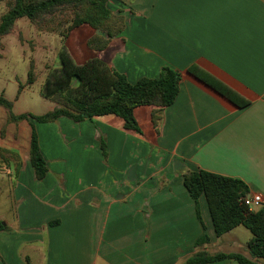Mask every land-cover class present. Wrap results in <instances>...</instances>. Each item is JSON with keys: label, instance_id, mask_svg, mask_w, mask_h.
Wrapping results in <instances>:
<instances>
[{"label": "crops", "instance_id": "crops-1", "mask_svg": "<svg viewBox=\"0 0 264 264\" xmlns=\"http://www.w3.org/2000/svg\"><path fill=\"white\" fill-rule=\"evenodd\" d=\"M108 6L124 17V29L101 51L87 41L104 32L88 24L72 29L64 44L74 61L100 57L131 82L169 66L181 73L179 93L157 123L153 105L137 107L139 130L115 115L34 122L48 165L42 179L29 158L32 125L21 121L25 146L20 139L11 149L23 164L10 177L11 206L0 204V264H181L200 250L252 258V233L239 225L218 236L205 195L199 219L184 173L241 179L264 200V0ZM193 68L248 103L238 105ZM47 101V111L56 106ZM204 234L209 242L197 246Z\"/></svg>", "mask_w": 264, "mask_h": 264}, {"label": "trees", "instance_id": "trees-1", "mask_svg": "<svg viewBox=\"0 0 264 264\" xmlns=\"http://www.w3.org/2000/svg\"><path fill=\"white\" fill-rule=\"evenodd\" d=\"M21 17H27L32 23L38 24L41 31L58 33L64 42L72 29L88 24L105 33L94 34L87 41L88 46L97 51L107 48L110 39L124 29V17L113 13L108 0H10L8 9L0 18V41L13 30ZM58 57L60 66H47L49 72L41 89V95L56 104L53 109L41 114H17L14 111V101L4 93L0 94V106L7 110L8 121L20 123L27 120L32 125L29 158L37 179L45 177L48 165L41 151L34 122H54L60 117L81 122L115 115L123 120L126 129L139 130L135 117L137 107L153 105L156 108L153 120L157 123L160 119L159 112L175 101L180 90L181 73L169 66L162 67L158 77H141L136 82H131L124 73L108 65L100 57L90 59L85 65H78L64 43ZM193 71L238 105L248 103L230 88L206 77L199 69L193 68ZM36 78L35 63L31 61L27 83H34ZM23 87L20 84L18 94ZM102 148L106 154L104 142ZM6 151L10 153L1 155L15 157L18 160V170L21 165L18 154ZM3 161L7 162L6 158ZM184 184L197 204L199 219V198L205 195L218 236L239 225L252 233L248 241L252 258L242 253L211 254L200 250L181 264H208L225 259L236 260L239 264H264L258 261L264 259V204L258 209H251L242 202V198L249 193L247 184L241 179L202 169L185 172ZM4 228L0 222V230ZM207 242L209 237L204 234L196 244L199 246Z\"/></svg>", "mask_w": 264, "mask_h": 264}, {"label": "rangeland", "instance_id": "rangeland-1", "mask_svg": "<svg viewBox=\"0 0 264 264\" xmlns=\"http://www.w3.org/2000/svg\"><path fill=\"white\" fill-rule=\"evenodd\" d=\"M9 1L0 0V18L8 9ZM63 43L64 40L58 33L39 30L38 24L32 23L27 17L19 18L13 30L2 38L0 41V94L4 93L14 101L15 113L41 114L47 111L48 99L41 95V89L49 72L47 66L59 67L58 52ZM31 61L35 63L37 78L34 83L28 84ZM20 84L24 87L18 94ZM0 107L2 108H0V204L5 209L12 203L8 195L9 186L12 184L10 177L17 169L18 160L1 154L10 153L6 150L16 152L22 165L21 155L18 151L11 149V145L22 139V146H25V132L20 138V124L8 121L7 110ZM2 156L7 162L3 161L5 158ZM241 229L250 234L245 227Z\"/></svg>", "mask_w": 264, "mask_h": 264}, {"label": "built area", "instance_id": "built-area-1", "mask_svg": "<svg viewBox=\"0 0 264 264\" xmlns=\"http://www.w3.org/2000/svg\"><path fill=\"white\" fill-rule=\"evenodd\" d=\"M242 202L249 206L251 209H258L264 204L263 196L259 193L251 194L248 193L242 198Z\"/></svg>", "mask_w": 264, "mask_h": 264}]
</instances>
